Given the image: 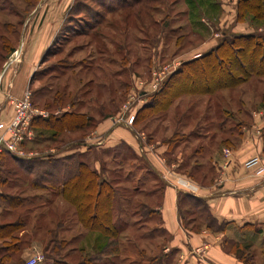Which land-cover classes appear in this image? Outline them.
<instances>
[{
	"label": "rangeland",
	"instance_id": "rangeland-1",
	"mask_svg": "<svg viewBox=\"0 0 264 264\" xmlns=\"http://www.w3.org/2000/svg\"><path fill=\"white\" fill-rule=\"evenodd\" d=\"M236 5L237 0H0V94L6 90V101L11 105V101L29 93L30 105L39 113L31 120L30 139L17 147L21 157L0 145V154H8L0 167L2 175L12 186L9 190L3 187V191L25 199V205L47 204L41 212L47 213L45 222L52 221L46 229L52 228L57 245L45 251L49 237L41 229L40 242L35 243L44 257L40 264L175 263L172 252L164 256L168 241L158 215L150 213L160 202L164 184L158 171L144 161V143L153 141L156 147V141L168 137L176 141L182 136L175 127L181 115L188 113L186 117L196 119L207 105L223 104L236 110L245 104L252 110L264 95V76L217 90L209 98L186 96L180 89L165 90L157 95V102L165 104L180 94L163 113L146 107L182 62L211 51L233 35L264 38V21L250 16L238 20ZM23 74L26 84L30 79L32 87L16 96L12 87ZM207 109L206 117L214 118V108ZM65 113L79 116L73 122L69 120L74 125L71 131L43 129L46 125L42 121L52 123L53 118ZM215 114L217 121L223 119L219 112ZM237 114H232L231 125L238 121ZM243 119L249 121L245 113ZM104 121L110 123V129L97 139V145H92L96 141H89L94 138L91 134ZM35 123L40 127L34 128ZM116 127L126 131L123 135L137 136L136 151L123 141L113 144ZM80 141L85 143L83 149L77 145ZM180 147L184 151L181 171L190 172L196 162L190 158L196 144L189 140ZM65 153L86 162L101 180L113 186V215L120 228L117 256L109 252L110 256L99 258L98 249L106 240H97L98 234H88L81 228L73 209L65 202L59 204L60 197L52 191H32L28 186L30 177L24 182L8 174L18 167L13 159L40 160ZM167 161L171 163L173 156ZM189 205L191 209L193 202ZM53 246L57 253L51 252ZM253 246L244 252L243 259L248 264H264L261 242ZM31 254L22 256L24 264Z\"/></svg>",
	"mask_w": 264,
	"mask_h": 264
},
{
	"label": "crops",
	"instance_id": "crops-1",
	"mask_svg": "<svg viewBox=\"0 0 264 264\" xmlns=\"http://www.w3.org/2000/svg\"><path fill=\"white\" fill-rule=\"evenodd\" d=\"M30 86L32 87L31 80L29 79L26 84L23 74L16 79L12 91L16 96H20L22 91ZM5 92L6 90L4 94H0L1 123H7L13 114L12 105L6 101ZM186 96L209 98L210 94ZM244 105L236 110L223 104L207 105L214 108V118L206 117L209 113L208 109L206 110L207 106L203 114L196 119L186 117L188 113L182 114L175 123L179 130L177 132L182 134L181 137L176 138V141L172 137H168L166 141H156V147L153 146V141L146 140L144 148L142 147L145 163L148 167L149 165L154 167L163 180L160 202L154 211L158 212L160 229L168 241L163 252L165 255L172 252L175 257L174 264H248L240 259V255L253 248L254 244L262 243L264 239V172L257 173L256 169L244 166L246 161L257 157L264 168V95L252 110L245 108ZM190 110L188 107L186 111ZM217 112L223 117L221 121H217L215 114ZM235 113H238L239 119L231 125L232 114ZM243 113L249 117L248 122L244 121ZM214 124L215 127L210 129ZM108 129L109 122L99 123L91 134L94 135V138H91L93 140L87 137L86 142L96 141L91 144L97 145L99 138ZM112 134L113 144L123 141L136 151L137 136L123 135L126 131L120 127H116ZM180 140L185 143L192 140L196 144L190 157L196 161L190 171L192 173L181 171L180 162L184 151H180V145L183 143L179 142ZM170 144L174 146H169ZM84 146L85 143L80 147L83 149ZM226 151L229 152V156H226ZM67 156L69 154L65 153L55 158ZM169 156H173L171 163L167 161ZM196 174L201 176L200 179L195 178ZM11 187L6 186L8 190ZM1 192H4L3 187H0ZM184 196L201 201L206 206L207 214L215 220V225L208 228L205 218L200 217L199 209L195 205L191 206L190 213V200L189 198L184 200ZM59 202L62 205L64 201L60 199ZM44 204L32 203L30 219L40 217L42 207L46 208L47 205ZM3 215L0 208V221ZM40 232L41 229L36 231V234L28 230L24 232L30 234L31 242L23 250L22 256H28L34 249L38 250L35 243L40 242L38 237Z\"/></svg>",
	"mask_w": 264,
	"mask_h": 264
},
{
	"label": "trees",
	"instance_id": "trees-1",
	"mask_svg": "<svg viewBox=\"0 0 264 264\" xmlns=\"http://www.w3.org/2000/svg\"><path fill=\"white\" fill-rule=\"evenodd\" d=\"M236 15L238 20L250 16L255 21H264V0H237ZM262 76H264V38L253 34L233 35L224 38L211 51L182 62L178 69L168 75L146 109L163 113L180 93L208 95L217 90L242 85L252 77ZM169 89L172 91L180 89V93L168 99L165 104L157 102V95ZM165 95L166 93L162 94V99ZM77 117L79 116L73 113H65L61 117L53 118L52 123L44 120L42 123L46 126L43 129L54 133L62 130L71 131L74 125L70 121H75ZM39 127L38 123L34 124V128ZM81 144V141L77 143V145ZM6 156L8 154L5 152L0 154V167L5 164ZM75 158L74 155L62 158L48 155L40 160L37 158L27 161L21 158L13 159L18 163L19 168L15 167L8 174L24 182L30 177L29 188L52 191L60 197L73 209L76 222L81 228L88 233L98 234L95 238L97 240L101 238L106 240L105 244L98 249L99 258L110 256L109 252L111 256H117L119 249L116 244L120 228L118 220H114L113 215L115 190L111 183L101 180L97 171L90 169L86 162L75 160ZM7 182L8 179L3 177L0 168V187L11 186ZM188 198L184 196V200ZM23 200L25 199L18 195L0 193V208L4 213L0 221V264H24L22 253L31 242L30 234L24 233L26 230L36 234L39 229H45L44 234L49 237L45 244V251H48L51 245H57L56 238H52V228L46 229L47 224L52 223V221L45 222L44 216L47 213H42L39 218L35 216L34 222H31L32 202L25 205L23 202L27 201ZM189 200L198 207V213L201 218H205L208 228L215 225V220L207 214L206 206L201 201L191 198ZM20 209L23 211L17 213ZM191 209L188 210L191 211ZM150 213L158 215V212L154 210ZM261 249L264 251V239ZM51 252H58L56 246L51 247ZM240 259L244 260L243 254L240 255ZM85 262L81 264H87ZM157 264L165 263L161 261Z\"/></svg>",
	"mask_w": 264,
	"mask_h": 264
},
{
	"label": "built area",
	"instance_id": "built-area-1",
	"mask_svg": "<svg viewBox=\"0 0 264 264\" xmlns=\"http://www.w3.org/2000/svg\"><path fill=\"white\" fill-rule=\"evenodd\" d=\"M29 93L22 99L11 101L13 108V115L9 122L0 123V145L16 156L21 157L22 152L17 150V147L22 141L30 139L32 133L29 129L31 120L34 116L39 114L33 109L29 102ZM42 115V114H40ZM133 117L130 118L129 123L132 122ZM229 156V152H225ZM246 168L256 169L257 173H263L264 168L261 166L260 160L257 157L251 158L244 163ZM206 247H204L205 249ZM44 260L43 255L37 250H33L31 256L25 264H40Z\"/></svg>",
	"mask_w": 264,
	"mask_h": 264
},
{
	"label": "water",
	"instance_id": "water-1",
	"mask_svg": "<svg viewBox=\"0 0 264 264\" xmlns=\"http://www.w3.org/2000/svg\"><path fill=\"white\" fill-rule=\"evenodd\" d=\"M8 65V63L5 64V67Z\"/></svg>",
	"mask_w": 264,
	"mask_h": 264
}]
</instances>
